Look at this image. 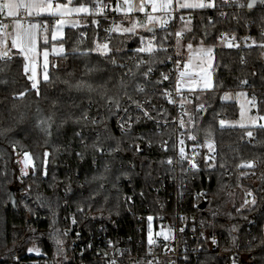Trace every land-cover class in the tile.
Wrapping results in <instances>:
<instances>
[{"label":"trees","instance_id":"16d2710c","mask_svg":"<svg viewBox=\"0 0 264 264\" xmlns=\"http://www.w3.org/2000/svg\"><path fill=\"white\" fill-rule=\"evenodd\" d=\"M248 3L249 0H215V9L180 12L169 28L154 29L152 54L133 52L140 46L139 37L153 39L152 33L108 32L105 27H112L117 16L111 19L103 14L92 15L83 21L84 27L66 31L59 42L66 54L52 59L50 81L39 84V95L31 89L24 72L25 59L20 54L12 52L5 62L0 59V260L26 255L32 246L49 258L66 259L64 233L69 217H74L86 233L101 228L116 243L126 236H137V214H142L148 204L158 208L150 188L159 175L167 172L163 164L169 154L157 153L153 159L148 157V149L138 152L136 146L141 139L159 144L172 133H146L143 138L120 134L114 125L119 112L110 114L107 100H118L121 108L127 101L143 99L156 106H169L162 93L173 87V79L162 80L161 73L168 66L162 62L166 54L159 50V42L167 37V48L179 31L184 34L185 45H205L214 50V91H196L188 107L194 117L196 138L201 142L211 140L216 146L212 162L215 168L200 162V170L193 175L198 180L190 181L188 192L179 195V207L191 211L196 197L200 199L195 212L211 231L223 236V248L238 251L239 264H264V128H221L219 124L221 119L238 116L237 105L221 99L227 92L245 90L251 97L255 95L257 111L264 116V48L241 44L233 49L220 38L223 33H233L242 41L249 32L252 42L264 43V4L257 2L249 9ZM221 12L225 15L221 16ZM184 16H191L190 25L184 26ZM105 43L110 49L107 58L95 51L98 44ZM133 56L146 62L139 70L136 63L117 66ZM112 59L117 65L111 63ZM149 66L156 73L146 79L142 73ZM244 80L246 85L241 84ZM137 85L144 91H138ZM201 104L205 105L202 113L197 110ZM84 113L89 119L83 118ZM96 119L99 122L92 123ZM249 131L255 134L253 144L247 142ZM16 152L29 153L36 166L35 175H29L23 184L18 182L13 168ZM246 162L257 164V168L241 167ZM199 192L207 195L198 196ZM248 192L256 204L238 213L236 209ZM133 194L135 203L130 213L123 195ZM203 203L206 207L200 210ZM57 240L62 243L57 244ZM202 264L233 263L227 256L206 251Z\"/></svg>","mask_w":264,"mask_h":264},{"label":"built area","instance_id":"2783aa9c","mask_svg":"<svg viewBox=\"0 0 264 264\" xmlns=\"http://www.w3.org/2000/svg\"><path fill=\"white\" fill-rule=\"evenodd\" d=\"M94 2L103 4V0H94ZM102 14L114 19V13L108 9ZM177 15H179V13H173L174 18L172 21L175 20ZM139 17L143 19V16L140 15ZM19 18L21 19L23 28H26L28 26L26 14L21 12ZM186 18H191V16L182 17L183 20ZM238 21L239 20L236 22ZM170 23L166 26L167 28H169ZM0 25L5 28V44L2 52L7 51L8 55L1 59V61L5 62L12 57L10 45L12 19L8 16L5 10L4 1H0ZM249 26H251V23H249ZM112 29L113 26L110 28L109 26L105 27V30L108 32L110 30L112 31ZM222 35L224 37V42H226V46L229 41L237 45V47H231L233 49L240 47L241 44L246 47L253 44L249 32L242 41H239L233 33H223L220 35V38ZM232 37H235V39H231ZM177 39H180L184 43V34L179 38L175 35L173 36V43L169 44L167 47L169 55L175 56L178 52L176 44ZM147 40L148 38H146V41ZM180 60L181 66L179 69H177L174 62H167V71L163 72L169 75V80L173 79V87L169 88L167 92L171 94L170 98L174 103L169 102L168 96H166V98L169 102V106L160 107L154 105V103L149 100H137L136 102H139L142 105L143 111H148L153 117L152 120H148L143 117L142 110L137 109L132 101H127L121 108H126L127 113L120 110L114 124L116 130L122 134L118 123L122 120H127L128 117H132V120L129 121L132 124L129 133L134 134L136 137L144 136L146 133H148V135L153 133L161 134L169 131L172 133L165 139V141H163L167 142V151L162 150V142L153 145L150 144V142L145 143L143 139H141L137 144L141 149V151L138 152L147 151L148 149L149 158L156 159L157 153H161V156H164L167 153L169 154L163 164L167 168V172H165L164 175H159L156 178L154 187L150 188L151 193L156 197V203L154 204H156L158 208L153 209L152 207L154 206L148 204L142 214H137V236H126L124 241L116 243L113 237L109 233L103 232L101 228L86 233L77 226V224H72L73 218L69 217V222H66L68 223V226L65 230V232H67V235H65L67 241L64 248L67 252L66 259L59 258L56 260L49 258L39 249L41 252V255L39 256H33L27 252L26 255H18L7 259L6 261H0V264H88L89 261L106 264L104 259L105 254H107L109 259H115L117 264H148L149 261H152V264H157V262L158 264H185V255L189 257L190 264H202L203 254L206 251L217 252L222 256L229 257L232 263L233 260H235L237 264H239L241 261L239 252L236 250L224 249L222 246L223 236L217 232L211 231L209 226L205 223L206 221L195 212V210L199 209V204L201 203L200 199L197 201L196 197V203L193 204V209L191 211L179 207L181 204V202H179L181 196L179 195L188 192L190 181L196 183L198 180L193 176L198 171L188 170L189 164L187 161L182 162L180 160L179 149L181 144L179 143V140L183 139L184 143L182 146L184 147L186 155L194 160L199 169L200 162L202 160L205 161V158L209 155L206 142L211 141L205 140L204 142H201L197 138L196 141L188 139L189 135L195 136L193 133L195 125L194 117L188 107V105L192 104L194 101L195 91L187 90L184 84L178 85L179 71L183 70V64L188 62L186 56L182 54H180ZM139 62L140 60H137L136 56H133L123 65L128 66L133 63L138 65ZM155 73L156 71L154 70L152 75ZM29 82L30 84L32 83L30 80ZM153 108H155V110H153ZM197 110L199 111V108H197ZM199 112L202 113L203 111ZM137 117L140 118L138 123L136 122ZM181 120L184 121L183 128L180 127L179 122ZM96 121L99 122L98 119H96ZM165 121H167L166 127L164 126ZM125 127L127 128L128 125L126 124ZM182 133L183 135H181ZM254 138L255 134H253L252 138L248 137L247 142L253 144ZM211 142L214 144L216 157V146L213 141ZM174 145L175 147H173ZM193 149H195V152H193ZM107 152L108 150L103 151L105 154ZM29 157L32 160V165L29 164L27 168H25L23 164L24 153L19 152L14 158L13 168L17 173V180L21 184L24 183V180L29 175H35L34 161L32 156L29 155ZM169 159L172 160L171 164L167 162ZM254 168H257V164H255ZM21 169H24V171L27 172V175H24ZM253 174L254 173L251 175ZM241 176L243 177L244 174H241ZM239 187H243L242 181L240 182ZM127 197H132V200L128 201L126 199ZM252 199L253 195L248 196L246 194L244 201H251ZM123 200L129 209V212L132 213L133 209L131 206L135 203V195H123ZM248 206H251V204ZM148 216L153 217L152 232L155 244L151 246L148 244ZM181 228L184 229L183 232L180 231ZM162 229L165 232H168V230L171 229L167 241L164 240L163 236H155V233ZM213 237L217 240V244L215 245L212 243ZM108 241H111V246ZM89 244L92 245L91 248L86 247ZM117 249L123 250L122 254H118L116 252ZM168 249H172V251H168ZM81 253H83V255Z\"/></svg>","mask_w":264,"mask_h":264},{"label":"snow or ice","instance_id":"6c2138e0","mask_svg":"<svg viewBox=\"0 0 264 264\" xmlns=\"http://www.w3.org/2000/svg\"><path fill=\"white\" fill-rule=\"evenodd\" d=\"M257 2H259L260 4H264V0H249L248 8L252 9ZM149 3L151 5L152 11L156 12L158 9L167 10L172 5L173 0H162V2H158V0H146V2L140 4V6L138 7V11L141 13L145 12V8L148 6ZM225 3H227V0H225ZM123 5H127L126 10L128 12H131L133 10V5L131 3V0H123ZM26 7L29 9V15H32L35 10H37V9L42 10L44 6L41 4H37L35 2V0H27ZM215 8H216L215 0H198V2H196L195 4H189L186 2L180 9H215ZM47 9L49 11H51L53 9V5L51 3H48ZM55 9L57 10V12H54L53 14L58 13L60 16H64L65 14H69L71 12H88L89 11V9L84 7L83 5H81L80 7H77V8H68L67 5L56 4ZM220 15L223 16L225 14L223 12H221ZM146 16H147L148 24H151L152 27H149L148 24L141 25V26L145 27L149 33L153 34V39H148L147 41H145V38L143 36L139 37L140 46L133 50V52L136 54H140V53L152 54L155 50L154 27H155L156 23L158 22V17H155V16L147 14V13H146ZM159 23L161 26H163L165 22L160 20ZM57 24L60 25V27H62L64 24V21L63 20L57 21ZM0 27H2V25H0ZM38 27H39L38 24L29 25V29H21V31H19L16 34V36L12 39V47H14V48L19 47V51L21 53L25 54V60L29 61V63L24 65V71H25V74H27L30 71L31 74L28 76V79L32 82L31 83V89L36 90L37 95H39V80H38V73H37V65L34 62V60L32 59V54L35 53V51H36V34H34L31 31V29H33V28L37 29ZM135 28H136V24H133L131 28H124L123 32L134 34ZM57 31H59V28L57 29ZM174 35L179 38V37H182L183 34H182V32L177 31ZM262 35H264V33H262ZM55 38H56V36L54 34L53 39H55ZM166 39H167V37H163V38H161V41L159 42V50L163 51L166 54V59H165V61H162V62H174L177 69H179L181 66L180 53L177 52L175 56L168 55L167 54L168 49L164 45V41ZM221 39L222 40L224 39L223 35H222ZM231 39H235V37H232ZM180 43H181V40L177 39L176 44H180ZM2 44H4V41L0 40V45H2ZM253 46L259 47V48H264V43H257L255 40H253V44L249 45V47H253ZM227 47H229V48L237 47V45H235L229 41L227 43ZM187 48L190 50V53H191L193 45L191 43H189L187 45ZM53 51L57 52V53H63L64 49H63V47H61L59 49V51H57L56 48H54ZM95 51L100 52L102 55H105L107 58V54L110 52V49H109L108 44L105 43V44H98L96 46ZM7 55H8L7 51L0 52V59H3ZM48 55H49L48 51L45 50L43 52V72H42V79L44 82L50 81V75H49V71H48V69H49ZM193 60H197L199 62L194 64ZM209 60H210V63L208 62ZM213 61H214L213 48L200 47L199 49H197L194 54H190V56L188 58V62L183 64V66H182L183 70L179 71L178 85L188 84L190 86V89L192 86H195V89H198V90H204V91L213 90L214 91V86H213V82H212V71H211L214 68ZM111 63L113 65H117V61L115 59H112ZM144 63H146V62L143 60H140L139 64L137 65V69L139 70L140 65L144 64ZM117 66L120 68L125 67V65H123V64H119ZM52 67L55 68L56 66L52 65ZM194 69H198V71H194ZM153 71H154V69L151 66H149L147 68V70L142 73V75L147 79L150 77V75L153 73ZM161 77H162L163 81H167L170 79L169 75L165 74V73H161ZM160 82L161 81H157L156 83H160ZM241 84L246 85L247 81L246 80L241 81ZM121 86H124L123 81H121ZM136 88L138 91H141V92L144 91V87L141 85H137ZM162 94L169 97L170 103H174V101H172L170 98V96H171L170 93L164 92ZM20 95L23 96L24 93H21ZM125 95H127V93H125ZM225 95H227V94H225ZM238 95L244 96L245 93L242 92V93H239ZM221 99L225 100L224 96ZM129 100H131V97H129ZM132 103L135 104V107L137 109H140L143 111L142 105L139 102L132 101ZM247 103L251 107L256 108L257 107V98L255 97V95H253L251 100H248ZM107 104L110 105L108 111L112 115H115L120 110H123L125 113H127L126 108L121 109V105H120V102L118 100H115V99L109 97L107 100ZM113 106L116 109V112H113ZM181 106H183V105H181ZM240 107H241V116H243L244 105H240ZM153 110H155V108H153ZM199 111H205V105H203V104L199 105ZM82 116L84 119H89V117L87 116L86 113L82 114ZM143 117L148 119V120L153 119V117L149 114L148 111H143ZM131 120H132V117H128L127 120H122L118 123V126L120 127L122 134L127 135L129 133V131L132 127V124L129 122ZM139 120H140V118L137 117L136 122L138 123ZM258 120H264V116L257 115L255 117V120H253L251 122V124L255 126ZM97 122L98 121H96V120H92V123H94V124ZM179 123H180V127L183 128L184 127V121L181 120ZM126 124L128 125L127 128L125 127ZM219 124H220V127L223 128L225 126V121L223 119H221L219 121ZM164 126L165 127L167 126V121H165ZM240 127H245V124H240ZM258 127L264 128V124H259ZM77 135L79 136L80 133H77ZM181 135H183V133ZM246 135L249 138L253 137V133L250 131L247 132ZM140 138H143V136H141ZM188 139L196 141V137L192 136V135H189ZM179 143L181 144V147L179 149L180 160L182 162L187 161V163L189 164L188 170L199 171L200 169L198 168V165L194 162V160L186 155L184 147L182 146L184 143L183 139L179 140ZM161 146H162V150H164V151L168 150L167 149V142H162ZM173 147H175V145ZM206 147L209 151V155L205 158V164L207 165V168L214 169L215 164L212 163L216 159L215 151H214V144L211 141H207ZM136 148H137V151H141L139 145H137ZM98 151L103 152V149L98 148ZM193 152H195V149H193ZM78 155H79V153H78ZM44 156L47 157L48 153L45 152ZM167 162L169 164H171L172 160L169 159ZM30 163H31V158L29 157V154L27 152H25L24 153V160H23V164H24L25 168H27V166ZM45 163H46V161H45ZM221 167H223V165H221ZM241 167L253 168V167H255V164L253 162H246L243 165H241ZM21 171L24 175H27V172H25L24 169H21ZM44 174L47 175L46 169L44 171ZM125 175H127V174H125ZM197 195L199 196V195H207V194L206 193H203V194L198 193ZM247 195L251 196L252 193L248 192ZM126 199L128 201H131L132 197H127ZM12 203L15 204V201L13 200ZM249 204L255 205L256 200L254 198L251 201L245 200L243 202V204H241L240 208L236 209V211L239 213L242 210H246L247 206ZM80 211L82 212L83 209H80ZM213 215H215V214H213ZM147 220H148V244L151 246V245L155 244V240L153 239V232H152L153 217L148 216ZM76 223H77V221L73 217L72 224H76ZM233 230H235V229H233ZM180 231L183 232L184 229L181 228ZM170 232H171V229H169L168 232H165L162 229L161 231L156 232L155 236H157V237L163 236L164 240L167 241L169 239V233ZM64 234L67 235V232H65ZM233 239H235V238H233ZM60 243H62V242L57 240V244H60ZM108 243L111 246V241H108ZM212 243L214 245L217 244V240L214 237L212 239ZM86 247L91 248L92 245L89 244ZM28 251L32 252L33 249H29ZM122 251L123 250H120V249L116 250V252L118 254H122ZM168 251H172V249H168ZM81 254L83 255V253H81ZM104 259H105L106 264H117V261L115 259H109L107 254L104 255ZM184 260H185V264H190V260H189V257L187 255H185ZM148 264H152V261H149ZM157 264H158V262H157ZM233 264H237V262L235 260H233Z\"/></svg>","mask_w":264,"mask_h":264},{"label":"crops","instance_id":"0c3cea01","mask_svg":"<svg viewBox=\"0 0 264 264\" xmlns=\"http://www.w3.org/2000/svg\"><path fill=\"white\" fill-rule=\"evenodd\" d=\"M0 1H4L5 10L8 16L12 19V30L10 33L11 50L12 52H17L18 54H20L24 59H25V54L19 51V47H15V48L12 47V39L16 36V34L19 31H21V29H29V25H32V24L39 25L37 29L35 28L31 29V31L34 34H36V51L35 53L32 54V59L37 65L39 84L41 82H44L42 79V72H43V52L45 50H47L49 53L48 71H50L52 59L62 57L66 54V49L64 45L60 44L59 42H61L65 38L66 31L68 29H78V28L84 27L83 21L89 18L90 16L102 15V13H104L107 9L110 10V8L107 7L108 3H111L116 7L118 6L117 0H103V4L94 3L93 5H83L84 7L89 9L88 12H71L69 14H65L64 16H60L58 13L53 14L54 12H57V10L55 9L56 4L67 5L68 8H77V7H80L81 5H73L72 2L74 0H66V2L64 3H58L52 0H35L37 4H41L44 7L42 10L37 9L33 12L32 15H29V9L26 7L27 0H0ZM158 2H162V0H158ZM48 3H51L53 5V9L51 11L47 9ZM123 7L124 6L121 5V8ZM160 11L161 9H158L155 12V14H159ZM21 12H24L28 19V26L26 28H23L21 19L19 18V15ZM169 14H172V10L170 9L167 10V15ZM40 18H46V20L42 21L40 20ZM60 20L64 21V24L62 27H60V25L57 24V21H60ZM168 24H166V26ZM58 28H59V31H57ZM4 31H5L4 26L0 27V40H3L5 44ZM112 32H113V29H112ZM54 34L56 36L55 39H53ZM50 42H53L54 44L49 45ZM4 44L0 45V52H2ZM43 44L46 46L42 47ZM61 47H63L64 49L63 53H57L53 51L54 48H56V50L59 51ZM27 63H29V61L25 60V64ZM30 74L31 73L29 71L26 75H30ZM184 86L187 90H192L195 92L202 91L198 89L196 90L195 86H192L190 89V86L188 84H184Z\"/></svg>","mask_w":264,"mask_h":264},{"label":"rangeland","instance_id":"374dc122","mask_svg":"<svg viewBox=\"0 0 264 264\" xmlns=\"http://www.w3.org/2000/svg\"><path fill=\"white\" fill-rule=\"evenodd\" d=\"M117 1H118L117 7L111 3H108L107 7L110 8V10L117 16L116 22L113 24V32L121 33V34H131V33H124L123 29L124 28H131L133 24H136V28L134 29L135 35H137L139 33H143V32H148L145 27L141 26V25L148 24L146 13L153 15L155 17H158V22L156 23V25L154 27V29H157V28H163L166 26V24L170 23L174 18L173 13H180V12H184L187 10H199V9H180L186 2L189 4H195L196 2H198V0H173L172 5L168 8V9L172 10V14H169V15H167L168 9L166 11L161 10L159 12V14H155V12L152 11L150 3L145 8V12H143V13L139 12L138 7L140 6L141 3L146 2V0H131V3L133 5V10L131 12H128L126 10L127 5H123V0H117ZM121 5H123L124 7L121 8ZM140 15L143 16V19L139 17ZM143 20H145V21H143ZM160 20L165 22L163 26L160 25V23H159ZM191 20L192 19H190V18H186L185 20H182V22H184L183 23L184 26H188V24L190 25ZM148 26L152 27L151 24H148ZM187 45L188 44L185 45L182 41L180 44H177V51L180 54L185 55L187 59L189 58L190 54H194L196 52V50L199 49L200 47L212 48V47L205 46V45L193 46L191 53H190V50L187 48ZM213 56H214V50H213ZM198 62L199 61H197V60H193L194 64H196ZM208 62L210 63V60ZM194 71H198V69H195ZM178 76H179V74H178ZM213 80H214V75H213V71H212V82H213ZM202 91H204V90H202ZM242 92L245 93L244 96L238 95L239 93H242ZM225 94H227V95H225ZM225 94L223 95L225 100L222 99V101L226 102V103H235L238 107V116L234 119L224 120L225 126L223 128L253 129V128L258 127L259 124H264V120H258L255 126L251 124V122L253 120H255V117L257 115H259V113L257 111V107L253 108L247 103V101L251 100V98H252L250 96L249 92H247L245 90H240V91H235V92H227ZM240 105H244L243 116H241ZM240 124H245V127H240ZM17 153H19V152H16L15 156L17 155ZM46 163H45V165H46ZM33 164L35 166V163H33ZM30 165H32V162L30 163ZM35 170H36V166H35ZM31 173H32V171H31ZM30 249H33V251L32 252L28 251L29 254H31L33 256L41 255V252H40L39 248H37V246H32Z\"/></svg>","mask_w":264,"mask_h":264},{"label":"water","instance_id":"95a60500","mask_svg":"<svg viewBox=\"0 0 264 264\" xmlns=\"http://www.w3.org/2000/svg\"><path fill=\"white\" fill-rule=\"evenodd\" d=\"M205 207H206V204H201V206H200V210H204L205 209Z\"/></svg>","mask_w":264,"mask_h":264},{"label":"bare ground","instance_id":"6f19581e","mask_svg":"<svg viewBox=\"0 0 264 264\" xmlns=\"http://www.w3.org/2000/svg\"><path fill=\"white\" fill-rule=\"evenodd\" d=\"M7 259H3V260H0V261H6Z\"/></svg>","mask_w":264,"mask_h":264}]
</instances>
